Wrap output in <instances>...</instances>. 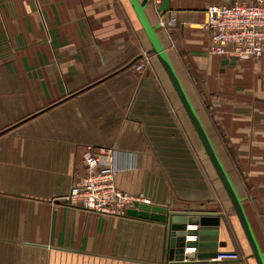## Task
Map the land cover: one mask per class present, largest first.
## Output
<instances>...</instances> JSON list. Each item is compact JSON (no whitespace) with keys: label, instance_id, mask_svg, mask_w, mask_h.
Segmentation results:
<instances>
[{"label":"crops","instance_id":"1","mask_svg":"<svg viewBox=\"0 0 264 264\" xmlns=\"http://www.w3.org/2000/svg\"><path fill=\"white\" fill-rule=\"evenodd\" d=\"M236 1L149 0L145 13L152 26L177 17L156 35L264 256V51L227 61L206 49V8ZM150 49L128 0H0V264H171L167 222L63 202L84 175L85 145L118 151L119 190L219 217L198 229L219 235L198 241L225 246L197 252L237 260L191 264H256L230 202L214 199L208 158L164 70L143 56Z\"/></svg>","mask_w":264,"mask_h":264},{"label":"built area","instance_id":"2","mask_svg":"<svg viewBox=\"0 0 264 264\" xmlns=\"http://www.w3.org/2000/svg\"><path fill=\"white\" fill-rule=\"evenodd\" d=\"M207 53L227 61H257L264 51V0H238L231 4L210 5L206 8ZM177 17L160 21L166 32L176 26ZM148 55V54H146ZM145 57V56H144ZM147 61L135 66L137 73L147 70ZM117 153L114 148L85 145L82 150L84 175L72 183L63 202L80 207L86 212L107 216H126L134 204L150 201L143 194H128L115 185L118 173ZM196 225H187V231H199ZM185 242H198L195 235H186ZM198 248L186 247L184 254L197 253ZM236 255H218L209 263L234 262ZM191 262L184 259L181 264Z\"/></svg>","mask_w":264,"mask_h":264},{"label":"water","instance_id":"3","mask_svg":"<svg viewBox=\"0 0 264 264\" xmlns=\"http://www.w3.org/2000/svg\"><path fill=\"white\" fill-rule=\"evenodd\" d=\"M133 8L136 17L149 40L151 49L146 54H153L158 60L160 66L164 70L219 182L221 183L227 198L230 201L232 210L238 220L243 235L251 251V255L256 264H264V256L260 250L257 240L252 232L246 214L244 212L242 202L235 192L233 185L226 174L217 154L209 141V138L202 127L190 101L188 100L168 58L163 49L156 30L159 26H152L146 16L145 9L149 0H128ZM225 64L227 62H224ZM126 216L136 217L144 220L156 221L160 223L167 222L168 233L165 235V251L166 259L171 264H181L184 259L191 262L188 264L214 259L218 255H236L233 253L222 252H197L184 254L186 247L196 248H222L224 243L220 242H185L186 235H195L197 237H217L218 231H187V225H196L198 227H218L219 217L209 215H183L176 213H169L166 208L158 206H150L147 204H134L132 208L127 210Z\"/></svg>","mask_w":264,"mask_h":264},{"label":"rangeland","instance_id":"4","mask_svg":"<svg viewBox=\"0 0 264 264\" xmlns=\"http://www.w3.org/2000/svg\"><path fill=\"white\" fill-rule=\"evenodd\" d=\"M143 56H146V52L143 53ZM207 169L208 172L210 173V177L211 180H209V183L212 186V190L214 191V199H217L219 202H225L226 204H228L229 199L227 198V195L223 189V187H221L219 181L216 178V175L214 174L213 169L211 168V165L209 163V161L207 160ZM209 179V177H208Z\"/></svg>","mask_w":264,"mask_h":264}]
</instances>
